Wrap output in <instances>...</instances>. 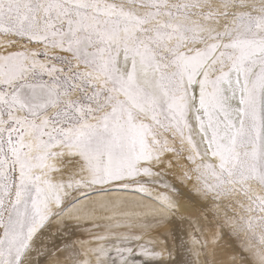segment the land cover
Returning <instances> with one entry per match:
<instances>
[{
	"label": "snow or ice",
	"instance_id": "snow-or-ice-1",
	"mask_svg": "<svg viewBox=\"0 0 264 264\" xmlns=\"http://www.w3.org/2000/svg\"><path fill=\"white\" fill-rule=\"evenodd\" d=\"M0 264H264V0H0Z\"/></svg>",
	"mask_w": 264,
	"mask_h": 264
}]
</instances>
